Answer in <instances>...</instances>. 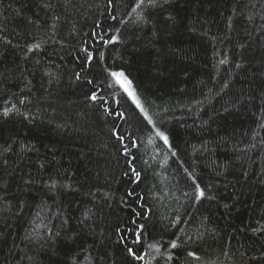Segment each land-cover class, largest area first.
<instances>
[{
	"label": "trees",
	"instance_id": "1",
	"mask_svg": "<svg viewBox=\"0 0 264 264\" xmlns=\"http://www.w3.org/2000/svg\"><path fill=\"white\" fill-rule=\"evenodd\" d=\"M137 2L0 0V264H264V0Z\"/></svg>",
	"mask_w": 264,
	"mask_h": 264
},
{
	"label": "snow or ice",
	"instance_id": "2",
	"mask_svg": "<svg viewBox=\"0 0 264 264\" xmlns=\"http://www.w3.org/2000/svg\"><path fill=\"white\" fill-rule=\"evenodd\" d=\"M143 4H144V0H138L136 7L139 8ZM133 11H136V9L134 8ZM113 19H115V17H113ZM97 27H99V25ZM115 40H116L115 37H111L109 39V41H107V42H115ZM85 52H87V49H85ZM88 59L90 60L91 59V56H88ZM111 75L114 76V77H123L124 76V73L123 72H120V73H112ZM77 78H79V77H77ZM125 82L129 85V87H125L124 88V92L128 96L132 97V103L135 105V108L144 116V119L145 120H148V123L151 124L152 121L148 119L147 114L145 113V110H144L143 106L141 105V103L139 102V100L135 98L134 93H132L130 91V84H131V82L130 81H125ZM89 83H92V81H89ZM89 99H91L93 102H95L97 99H99L101 101V104H103L105 102L104 99H103V97L102 96H99L95 91H93L91 93ZM104 111H105L106 114H112L114 116H117L120 119H127L126 114L123 111L114 112L111 108H106V109H104ZM113 135L116 136V139L118 141H120L121 143H123V140H124V137L123 136L119 135L116 132H114ZM156 135L163 140V142H164L165 145H168L169 141H168V137L167 136H165L162 132H159V131L156 133ZM133 145H135V142H133ZM125 155H127V152H125ZM131 171H132L133 175L137 178V181H138L139 180V177H140V173L138 171H136L134 168L131 169ZM193 183L195 184V181H193ZM194 191H195V194H196V198L197 199H202L204 197V195H205L204 190L201 189L199 185H196L195 186ZM142 228H143V226H141V229ZM134 236H135V239H134L133 243H135V244L141 243V236H140V234L134 233ZM171 247L172 248H176L177 247V244H176V241L175 240L171 241ZM127 253L133 259H143V257L138 256L137 253L134 252V250H133L132 247H127ZM188 255L189 256H194L195 254L193 252H189Z\"/></svg>",
	"mask_w": 264,
	"mask_h": 264
}]
</instances>
